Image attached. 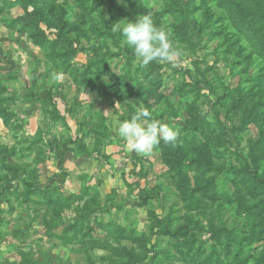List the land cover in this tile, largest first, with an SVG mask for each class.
Here are the masks:
<instances>
[{
	"label": "rangeland",
	"instance_id": "1",
	"mask_svg": "<svg viewBox=\"0 0 264 264\" xmlns=\"http://www.w3.org/2000/svg\"><path fill=\"white\" fill-rule=\"evenodd\" d=\"M150 13L175 62L141 67L112 30ZM0 54L1 79L36 91L19 114L29 104L51 127L57 104L64 117L106 111L92 114L97 142L75 147L66 129L60 146L31 145L29 123L10 117L0 264H264V0H0ZM140 108L179 129L177 143L147 157L112 147L106 117L119 137Z\"/></svg>",
	"mask_w": 264,
	"mask_h": 264
},
{
	"label": "clouds",
	"instance_id": "2",
	"mask_svg": "<svg viewBox=\"0 0 264 264\" xmlns=\"http://www.w3.org/2000/svg\"><path fill=\"white\" fill-rule=\"evenodd\" d=\"M127 21L123 25L113 24V32L119 31L124 37V43L132 49L141 67L156 61L172 63L182 53L170 41V32L163 26L158 27L153 21L152 14L141 15L136 20ZM52 78L61 80V74L53 73ZM150 112L140 108L129 120L119 123L118 135L125 141L128 151L143 156H150L154 149L163 141L164 144L175 145L180 136L179 129H175L159 121L149 123Z\"/></svg>",
	"mask_w": 264,
	"mask_h": 264
},
{
	"label": "crops",
	"instance_id": "3",
	"mask_svg": "<svg viewBox=\"0 0 264 264\" xmlns=\"http://www.w3.org/2000/svg\"><path fill=\"white\" fill-rule=\"evenodd\" d=\"M0 64H1V62H0ZM16 86L19 87V85H16L13 82H8V76L4 79H1V77H0V148H5V150L8 149L12 153L16 150L17 143L15 141V135L17 134L18 131H16L14 128V122H10L9 119L11 117L12 121L13 120L17 121L18 118H20V116L23 118V120H25V124L29 123V125H30V127L27 129L28 130L27 135L30 136V138H32L31 143L29 142V144H31V145H36L38 142V144L41 146L40 148L45 147L47 144V136H52V137L55 136V139H57V144H58V139H59V137H61L62 129H66L67 135L69 137L73 138L72 142H71L72 147H75V145L77 143H81V140H84L83 142L87 146H90L91 144L97 142V140H96L97 138L94 137V135L95 136H97V134L99 135L97 130L100 127V122L98 123V121L95 120L96 118H92V114L98 113V112L105 114L106 111L99 109V108L95 109V111H94L92 104H88V109H84V107H73V106H71L70 112H66V113H68V115L66 117H64L63 110L61 109V106H59V104H57L58 107L56 110L58 111V115L55 117L53 116L54 121L51 123V127H48V125H49L48 120H51L52 118L49 117V115L46 113V111L45 112L44 111H37V112H35V114H33V111L31 112L29 110L30 107L28 104L26 106V107H28V109L25 110L22 114H19L18 111H19L20 107H17V105L19 104V106H20V104L22 103V98L20 97V95H22V97H25L26 98L25 100L30 101L29 103H34L33 98L37 97V96L35 95L36 91L27 89V86L24 88L25 90H22V89L19 90L18 88L16 89ZM29 87H31V85ZM42 93L44 94L43 97L41 95ZM46 95L47 94L45 92H40L41 97L40 98L38 97V98L42 99ZM100 99L101 98H98V100H100ZM39 103H41V100H40V102H38V104ZM89 103H93V102L91 101ZM104 109H107V108H104ZM95 115H97V114H95ZM13 116H15L17 118H15ZM106 118H107V120L105 119V121H109V123L107 124V126H105V129L110 130L111 134H113V133L116 134L117 133L116 127H113V124H114L113 122H115V121L114 120L110 121V118H108V117H106ZM35 120H42L39 123L40 128L36 127ZM58 120H65V123H63V125L61 127H56L54 125H56ZM105 121H104V123H105ZM118 122H120V121H118ZM65 124H67V127ZM81 124H83L86 127L89 126L88 127L89 129H91V127H93V130L91 132H89V131L87 132L83 128V130L81 131ZM48 128L53 132V135H51V134L48 135L49 134ZM103 128H104V126H103ZM74 133L76 134L75 137H74ZM113 135L110 138L113 140L112 147L116 146L115 148L117 149L118 145L124 146L125 143L122 142V140H120L118 136L113 137ZM81 137H82V139H81ZM5 144H7L8 147H6ZM66 145H65V147H66ZM58 146H60V144H58ZM62 146H64V144ZM125 148L127 150L126 145H125ZM60 151H65V148H62Z\"/></svg>",
	"mask_w": 264,
	"mask_h": 264
}]
</instances>
